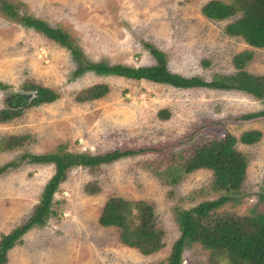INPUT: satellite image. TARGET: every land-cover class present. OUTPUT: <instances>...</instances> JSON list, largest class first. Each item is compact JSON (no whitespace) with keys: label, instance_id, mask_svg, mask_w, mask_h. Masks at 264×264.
Masks as SVG:
<instances>
[{"label":"rangeland","instance_id":"obj_1","mask_svg":"<svg viewBox=\"0 0 264 264\" xmlns=\"http://www.w3.org/2000/svg\"><path fill=\"white\" fill-rule=\"evenodd\" d=\"M0 0V111L8 109L13 94L31 93L32 83L56 91L60 98L27 108L8 123H0V141L28 136L24 146L0 152V169L18 163L23 155L65 152L99 156L139 151L95 169L73 167L60 184L47 223L35 227L8 253L6 264H166L181 235L178 214L219 197L211 189L213 172L198 170L173 186L152 174L151 164L162 168L169 155H190L208 141L258 130L255 145L236 144L248 158L247 177L238 201L222 213L246 216L263 211L264 117L245 121L244 115L264 110V104L237 91L207 88L177 89L145 80L134 81L86 72L74 76L78 64L71 53L41 33L23 27L3 9ZM21 16L42 20L68 33L85 58L110 66H156L146 48L162 52L171 73L206 82L215 75L235 73L232 59L250 50L246 68L264 76V49L249 47L241 38L225 34L236 18L212 21L202 7L214 0H6ZM228 4L227 0H221ZM95 85H107L102 99L78 102L77 96ZM170 112L168 120L158 117ZM54 165L21 162L0 176V240L24 224L41 200ZM94 184L96 194L85 187ZM144 201L154 207L164 232L165 247L150 256L124 246L117 228H104L99 218L111 197ZM183 264H227L194 244L183 252Z\"/></svg>","mask_w":264,"mask_h":264},{"label":"trees","instance_id":"obj_2","mask_svg":"<svg viewBox=\"0 0 264 264\" xmlns=\"http://www.w3.org/2000/svg\"><path fill=\"white\" fill-rule=\"evenodd\" d=\"M214 0L202 7V15L212 21H225L236 18L228 24L225 34L241 38L246 45L264 49V0ZM5 12L16 19L23 27L33 29L47 39L67 49L78 69L74 76L86 72L99 76H115L134 81H148L167 85L177 89L207 88L219 91H237L250 95L264 104V76L253 75L246 68L254 58L253 51L247 50L235 55L232 59L235 73L215 75L209 82L199 77L185 78L171 73L165 55L151 45L146 48L155 58L154 67L133 68L123 65L110 66L106 63H95L85 58L84 54L73 44L68 33L61 28L49 26L46 22L23 15L17 7L6 0L2 1ZM0 84V90H8ZM24 89L37 93L30 104L19 110L5 109L0 111V123H8L20 117L27 108L39 107L56 102L60 96L53 89L27 83ZM110 92L107 85H95L82 91L77 96L78 102H88L104 98ZM170 112L160 111L162 120L170 118ZM264 117V110L242 116L249 121ZM262 132L251 130L239 138L226 134L223 138L208 141L198 146L190 155H169L166 164L159 168L151 164L150 170L164 184H179L186 175L198 170L213 172L212 191L219 195L215 200L205 201L178 214L181 235L172 246L166 264H183V252L194 244L201 245L211 252L213 259H224L227 264H264V207L259 213L237 216L222 213L221 209L229 203L237 202L243 183L247 177L248 158L236 149L238 142L244 145H255L262 139ZM29 139L28 136H13L0 141V152L19 149ZM64 146L59 152L46 155H23L18 163L14 162L0 169V176L11 168H18L21 162L37 165H54L55 173L46 184L41 200L32 215L22 225L9 234L2 235L0 240V264L8 262V253L19 243L25 234L35 227L44 226L54 215L53 200L59 186L67 179L73 167L95 169L103 164L112 163L125 157L136 156L144 152L120 151L99 156L90 154H73L65 152ZM88 194H96L99 188L90 183L85 187ZM264 206V194L261 195ZM99 224L104 228H117L119 241L126 247L138 250L144 256H150L165 247L164 232L157 222L154 207L144 201H129L121 197H111L106 202Z\"/></svg>","mask_w":264,"mask_h":264},{"label":"water","instance_id":"obj_3","mask_svg":"<svg viewBox=\"0 0 264 264\" xmlns=\"http://www.w3.org/2000/svg\"><path fill=\"white\" fill-rule=\"evenodd\" d=\"M37 97V93H25V94H13L10 96L8 102V109L10 110H19L26 108L32 99Z\"/></svg>","mask_w":264,"mask_h":264}]
</instances>
